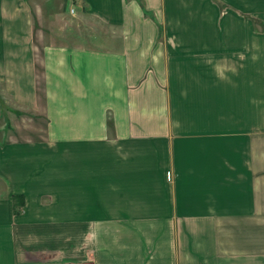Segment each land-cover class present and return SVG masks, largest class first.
Segmentation results:
<instances>
[{
  "label": "crops",
  "instance_id": "1",
  "mask_svg": "<svg viewBox=\"0 0 264 264\" xmlns=\"http://www.w3.org/2000/svg\"><path fill=\"white\" fill-rule=\"evenodd\" d=\"M63 1L0 0V264H264V0Z\"/></svg>",
  "mask_w": 264,
  "mask_h": 264
},
{
  "label": "rangeland",
  "instance_id": "2",
  "mask_svg": "<svg viewBox=\"0 0 264 264\" xmlns=\"http://www.w3.org/2000/svg\"><path fill=\"white\" fill-rule=\"evenodd\" d=\"M63 2H64L63 9H62L63 16H62V19L60 18L61 21L60 20L59 21L62 23L61 25L67 24L66 25V28H67V26L70 25L69 23H73V25L75 23L77 24L78 11H79L80 5H78V0H65ZM253 2H251L250 4L247 2L249 5H246L244 8L242 7L240 9L237 8V9H234V10L236 11V14H239V16H242L243 15L245 18L250 19V20L256 22L257 24H263L262 26H264V1H263V4L260 7H258L259 8L258 14L255 13L254 11H251V10H257V9L254 8V3ZM225 5H226V8L227 7H230L232 9V6H230V4L228 2L226 4H222L221 6L224 7ZM72 8L74 9V12H73ZM247 8H249L250 10H248V11L245 10ZM63 17H64V19H63ZM50 19L51 18H49V20H48V22L50 24H53L54 22H58V19H56L57 21H52V20L50 21ZM86 20H87L86 21V25L88 27H92V23L94 22L92 20V18L89 16L88 18H86ZM98 36L99 35L96 34V32H94V29L93 30L91 29L89 31V34H87V37H90V38H92L94 40L98 39ZM7 99L8 98L5 95H3V96L0 95V113L3 116L10 114V112L8 110V106H7V102H8ZM11 116L14 117V120L12 122L18 123L17 122V119H20L19 121L23 120L25 122V123L23 122L24 123V127L22 128V126H23L22 125L21 126L22 129L20 128V130L17 133V134H19L21 132L22 134H24L25 137L34 135V133H35L34 131H36V129L40 131V129L44 127V126L37 127V124H36V126L34 125L35 127L32 126L31 125V123H32L31 121H33L32 120L33 119L32 116H25V118H23V116L20 115V116H18L17 119H16L15 115H11ZM4 119L2 117L0 119V123H2L3 125L5 124V122H4L5 120ZM27 122L29 123L28 126H26V123ZM37 122H39V121H37ZM10 123H11V121H10ZM40 124H42V123H40ZM9 128H13V127H11V125H10V127L8 126V128L5 127L4 129H1L0 130V138H1V141H2V139H5V137H7V134H9V132H8L9 131ZM19 136H22V135H19ZM4 185L5 184L3 183L2 179H0V193L1 192L2 193L4 192V194H5L6 192H5V189H4L5 188Z\"/></svg>",
  "mask_w": 264,
  "mask_h": 264
},
{
  "label": "trees",
  "instance_id": "3",
  "mask_svg": "<svg viewBox=\"0 0 264 264\" xmlns=\"http://www.w3.org/2000/svg\"><path fill=\"white\" fill-rule=\"evenodd\" d=\"M14 202H15V207H14V211L15 213H20L21 212V208L25 205V198L24 196H14Z\"/></svg>",
  "mask_w": 264,
  "mask_h": 264
},
{
  "label": "built area",
  "instance_id": "4",
  "mask_svg": "<svg viewBox=\"0 0 264 264\" xmlns=\"http://www.w3.org/2000/svg\"><path fill=\"white\" fill-rule=\"evenodd\" d=\"M73 12H74V9L72 8Z\"/></svg>",
  "mask_w": 264,
  "mask_h": 264
}]
</instances>
